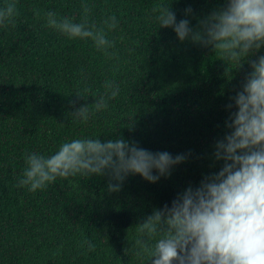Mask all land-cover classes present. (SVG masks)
<instances>
[{
    "label": "trees",
    "instance_id": "1",
    "mask_svg": "<svg viewBox=\"0 0 264 264\" xmlns=\"http://www.w3.org/2000/svg\"><path fill=\"white\" fill-rule=\"evenodd\" d=\"M82 2L19 0L16 26L0 28V264H150L135 254L137 224L223 167L215 145L230 131L225 122L249 63L238 68L211 47L181 42L172 28H157L152 9L167 3L177 21L187 18L195 28L225 0H88L90 21L110 14L119 20L109 34L115 58L90 40L45 27L32 12L39 7L79 21ZM106 80L120 95L86 123L75 121L71 112L95 101L76 92L103 91ZM86 136L124 138L187 159L156 183L129 175L114 193L108 177L96 175L58 180L35 194L16 186L25 152L50 154ZM85 240L96 245L87 255Z\"/></svg>",
    "mask_w": 264,
    "mask_h": 264
},
{
    "label": "clouds",
    "instance_id": "2",
    "mask_svg": "<svg viewBox=\"0 0 264 264\" xmlns=\"http://www.w3.org/2000/svg\"><path fill=\"white\" fill-rule=\"evenodd\" d=\"M166 4L152 9L157 28H172L181 42L211 47L238 68L248 62L250 71L232 98L236 110L225 122L230 131L215 145V159L223 161V167L138 223L135 254L150 264H264V54L257 55L264 48V0H225V7L198 19L195 28L187 18L177 21ZM81 7L79 21L39 7L32 12L45 27L69 39L90 40L97 51L115 58L110 50L116 41L109 34L118 28L117 16L106 15L97 24L89 19L94 5L83 0ZM191 12L188 8L185 15ZM20 15L19 0H0V28L15 27ZM120 92L110 80L103 91L78 90L77 95H91L95 101L71 114L86 123L91 115L106 111ZM226 107L230 110L233 104ZM186 159L183 153L153 152L124 138H73L50 154L25 152L16 186L35 194L58 180L96 175L108 177L107 191L114 193L129 175L156 183ZM85 244V255L95 251L93 242L85 240L80 247Z\"/></svg>",
    "mask_w": 264,
    "mask_h": 264
}]
</instances>
